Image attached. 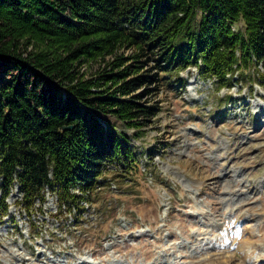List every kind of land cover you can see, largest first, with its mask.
Returning a JSON list of instances; mask_svg holds the SVG:
<instances>
[{"label":"trees","instance_id":"1","mask_svg":"<svg viewBox=\"0 0 264 264\" xmlns=\"http://www.w3.org/2000/svg\"><path fill=\"white\" fill-rule=\"evenodd\" d=\"M94 52H130L128 72L104 75L113 92L73 65ZM191 68L218 89L264 91V0H0V220L15 186L28 213L47 190L55 217L76 220L106 174L133 177L125 132L138 138L160 108L125 97L176 89Z\"/></svg>","mask_w":264,"mask_h":264},{"label":"rangeland","instance_id":"2","mask_svg":"<svg viewBox=\"0 0 264 264\" xmlns=\"http://www.w3.org/2000/svg\"><path fill=\"white\" fill-rule=\"evenodd\" d=\"M94 54L73 62L84 79L128 72L119 65L130 52ZM179 77L184 87L125 97L160 110L138 138L125 132L137 172L106 174L108 186L81 217H55L47 190L42 209L28 213L15 186L0 220V264H264V91L218 89L195 68ZM105 83L107 92L121 84Z\"/></svg>","mask_w":264,"mask_h":264},{"label":"water","instance_id":"3","mask_svg":"<svg viewBox=\"0 0 264 264\" xmlns=\"http://www.w3.org/2000/svg\"><path fill=\"white\" fill-rule=\"evenodd\" d=\"M66 129H70V128H66Z\"/></svg>","mask_w":264,"mask_h":264}]
</instances>
